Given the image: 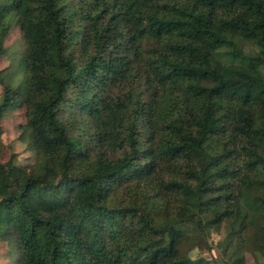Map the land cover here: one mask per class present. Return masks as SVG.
Returning <instances> with one entry per match:
<instances>
[{
    "label": "trees",
    "instance_id": "obj_1",
    "mask_svg": "<svg viewBox=\"0 0 264 264\" xmlns=\"http://www.w3.org/2000/svg\"><path fill=\"white\" fill-rule=\"evenodd\" d=\"M14 26L28 84L0 71V146L25 105L33 153L0 159L12 264H194L224 225L230 264L264 256V0H0V57Z\"/></svg>",
    "mask_w": 264,
    "mask_h": 264
},
{
    "label": "rangeland",
    "instance_id": "obj_2",
    "mask_svg": "<svg viewBox=\"0 0 264 264\" xmlns=\"http://www.w3.org/2000/svg\"><path fill=\"white\" fill-rule=\"evenodd\" d=\"M20 28L14 26L6 45L12 47L8 53L0 57V71L6 70V76L15 87L24 89L28 84V76L25 70L22 57L18 55L20 49ZM16 53V54H15ZM3 94V87L0 86V97ZM26 106L12 105L6 112L1 121L3 130L2 143L0 146V159L6 162L10 159L12 153H18L20 162L25 163L27 156L33 153V147L29 145V141H20L19 137L23 132L22 127L26 124ZM30 147V148H28ZM258 192L260 195L264 194V182L258 181ZM193 235L195 231L190 230ZM228 228L224 225L220 230H212L207 235V241L193 248L190 251V257L194 264H230V258H226L223 252L221 243L227 235ZM9 244L0 241V264H12L10 259ZM245 257L244 264H264V256L260 260H255L252 251L246 249L243 252ZM229 260V261H227ZM234 261V260H233ZM228 262V263H227Z\"/></svg>",
    "mask_w": 264,
    "mask_h": 264
}]
</instances>
